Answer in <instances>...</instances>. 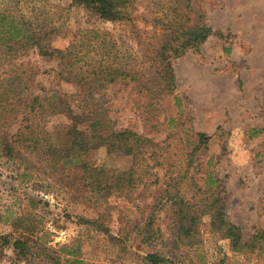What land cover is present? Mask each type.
Returning a JSON list of instances; mask_svg holds the SVG:
<instances>
[{
  "label": "trees",
  "instance_id": "16d2710c",
  "mask_svg": "<svg viewBox=\"0 0 264 264\" xmlns=\"http://www.w3.org/2000/svg\"><path fill=\"white\" fill-rule=\"evenodd\" d=\"M49 1L0 0V156L26 165L25 169L32 165L43 170L55 182L85 197L97 216L84 217L83 222L118 243L135 240L148 246L161 238L170 240L174 251L182 252L202 243L201 225L208 218L210 232L224 239L234 253L264 254V227L246 237L243 227L229 215L224 180L215 170L220 157L209 153L215 133L191 127L182 136L172 129L160 141L135 129L118 128L104 99V87L132 82L137 101L144 102L147 123L155 121L151 124L155 132L165 129L168 118L160 120V115L168 113L172 103H182L176 92L174 60L189 51L201 53L212 35L229 37L210 25L206 0H72L94 18L130 24L132 38L151 52L156 65L152 73L119 65L116 40L107 32L100 34L99 28L89 30L92 37L80 44L56 46L54 38L60 28L48 9ZM138 19L145 21V27L139 26ZM100 36L103 38L94 42ZM96 44L104 49L99 60L90 55ZM31 51L57 58L61 79L75 84V90L62 93L42 85L40 71L24 58ZM176 120L171 116L169 127L179 129ZM260 131L252 128L250 136ZM187 143L189 150L181 166L172 148ZM101 146L131 155L132 164L127 169L92 164L86 156ZM142 185L148 190L153 185L148 204L152 213L144 223L113 235L107 223L112 209L109 199L131 197ZM160 212L165 214V229L159 224L154 227ZM43 218L37 212H24L11 219L16 236L6 234L2 239L12 242L17 264H85L71 244H50ZM141 257L145 264H183L158 250Z\"/></svg>",
  "mask_w": 264,
  "mask_h": 264
},
{
  "label": "rangeland",
  "instance_id": "374dc122",
  "mask_svg": "<svg viewBox=\"0 0 264 264\" xmlns=\"http://www.w3.org/2000/svg\"><path fill=\"white\" fill-rule=\"evenodd\" d=\"M205 5L210 25L229 37L212 35L202 46L201 53L189 51L174 60L176 92L182 103H172L171 110L160 115V120L168 118L165 129L155 132L151 125L155 121L147 123L142 111L144 102L137 101L132 82L104 87V99L118 128L135 129L160 141H164L172 129L181 131L182 136L191 127L215 133L209 153L220 157L215 170L224 180L229 215L248 237L264 227V0H206ZM48 9L60 28L54 38L56 46L80 44L88 36L92 37L88 35L89 30L99 28L100 34L107 32L108 37L116 40L120 50L116 60L119 65L145 73L156 70L151 52H146L147 45L132 38L130 24L94 18L84 6L73 5L72 0H50ZM137 21L140 27H145L144 20ZM102 38L93 40L97 42ZM95 46L90 55L99 60L104 49L101 44ZM226 46L232 49L228 52ZM24 58L38 68V81L46 88L69 94L75 90V84L61 79L57 58L48 59L37 51H31ZM2 72L0 69V75ZM171 116L177 119L179 129L172 124L169 127ZM252 128L261 131L250 136ZM189 146L187 143L184 147L172 148L178 165H184ZM86 158L94 165L118 169H127L133 161L131 155L110 152L106 146L91 151ZM25 166L0 156V264H17V251L12 242L5 243L2 236H16L11 219L24 212H37L44 217L50 244L56 247L71 244L70 248L85 264H145L141 256L151 250L180 259L183 264H264V254L231 251L224 239L210 232L208 218L201 225L202 243L182 252L174 251L170 240L164 242L161 238L148 246H140L135 240L118 243L83 222L84 217L97 216L85 197L55 182L47 172L33 169L32 165L25 169ZM24 172L29 174L24 176ZM152 186L148 190L142 185L131 197L109 199L112 209L107 223L113 235L124 234L127 228L147 220L152 213L148 206ZM156 215L154 227L159 224L165 229V214Z\"/></svg>",
  "mask_w": 264,
  "mask_h": 264
}]
</instances>
